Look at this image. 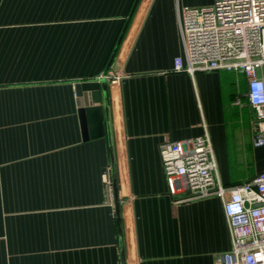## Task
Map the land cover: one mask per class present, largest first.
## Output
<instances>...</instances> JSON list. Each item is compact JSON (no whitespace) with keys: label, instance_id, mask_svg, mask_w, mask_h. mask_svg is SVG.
Instances as JSON below:
<instances>
[{"label":"crops","instance_id":"obj_1","mask_svg":"<svg viewBox=\"0 0 264 264\" xmlns=\"http://www.w3.org/2000/svg\"><path fill=\"white\" fill-rule=\"evenodd\" d=\"M212 2L0 0V264H212L230 248L221 200L174 203L158 155L205 134L220 184L264 169L253 113L232 104L244 75L173 70L181 10ZM82 80L107 108L88 139Z\"/></svg>","mask_w":264,"mask_h":264},{"label":"built area","instance_id":"obj_2","mask_svg":"<svg viewBox=\"0 0 264 264\" xmlns=\"http://www.w3.org/2000/svg\"><path fill=\"white\" fill-rule=\"evenodd\" d=\"M178 31L184 62L173 70L192 74L217 69L241 72V98L253 113V147L264 145V0H213L203 7L181 10ZM158 155L167 192L173 202L216 196L222 202L230 248L212 264H264V169L246 180L222 185L205 134L163 142Z\"/></svg>","mask_w":264,"mask_h":264},{"label":"water","instance_id":"obj_3","mask_svg":"<svg viewBox=\"0 0 264 264\" xmlns=\"http://www.w3.org/2000/svg\"><path fill=\"white\" fill-rule=\"evenodd\" d=\"M105 74V72H103ZM100 84L98 81L82 80L74 85L76 103L78 106L79 125L82 139L93 138L103 134L102 110L103 116L107 118V108L105 93H102V105L96 104L100 101ZM105 128V126H104ZM106 136L109 142V133L106 130ZM110 168H112V159L110 152ZM111 191L113 193L114 205H116L114 182L111 181Z\"/></svg>","mask_w":264,"mask_h":264},{"label":"rangeland","instance_id":"obj_4","mask_svg":"<svg viewBox=\"0 0 264 264\" xmlns=\"http://www.w3.org/2000/svg\"><path fill=\"white\" fill-rule=\"evenodd\" d=\"M245 129V128H244ZM231 155H236V152H233V151H230L229 152ZM240 160H242L243 161V163H242V165H240L242 168L243 167H245V163L246 162H248L247 163V166L249 167V169H251V165H250V163H249V161H250V153L248 152V151H245V152H243V156L242 157H240ZM246 166V167H247ZM246 169V168H245Z\"/></svg>","mask_w":264,"mask_h":264}]
</instances>
